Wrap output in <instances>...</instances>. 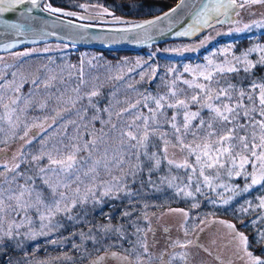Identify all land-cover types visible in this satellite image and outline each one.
<instances>
[{
	"label": "rangeland",
	"instance_id": "374dc122",
	"mask_svg": "<svg viewBox=\"0 0 264 264\" xmlns=\"http://www.w3.org/2000/svg\"><path fill=\"white\" fill-rule=\"evenodd\" d=\"M240 2L242 0H238V3ZM102 9L101 7H96L95 10L88 11V14L90 13L89 15L94 16L97 11ZM237 12L239 15L236 14ZM113 17H116V15H104L102 18L97 19L96 22L100 21L104 26L109 27L127 26V24L112 23ZM120 19L125 21V19ZM219 20L221 22L217 23L213 19L209 21L208 25L201 22L186 38L185 44L172 49V51L177 50L182 54L200 52L202 60L194 63H182L183 70L185 71V66L190 69L208 67V61L211 60L213 65H225L226 62H230L239 69L234 72V75H240L237 72L244 71L245 64L243 60L245 53H247V59L255 65L249 72L244 71L246 74L253 73V70L258 66H263L258 61L261 55H264V53L259 51V48H264V27L258 26V23L264 21V3L246 5L243 9L230 10L227 17L221 15ZM245 25H249V27L245 28ZM236 29H242V31H236ZM222 38H225L223 43L222 41L220 42ZM242 38H246L248 43H244ZM237 41H240L239 46H237ZM249 49H257V51L249 52ZM69 50L70 48L68 47L60 46L43 49L33 44L0 54V77H3V79H0V83L13 80L12 73L15 72L17 73L15 77L16 83L23 85L20 89V95L31 94L33 97L34 106L21 115L22 121L27 123L40 122L47 116L49 119L46 124H51L52 120L50 117L55 114L54 109H68V111L61 112V116L57 118V122L52 128L47 129V131L50 130V133L45 134L44 132H39V129H32L29 136L25 138L32 141L30 144H25V141L20 139V136L23 135V123L16 130L17 135L12 136L9 125L4 121H0V128L4 129L3 132H0V141L5 139L8 141L7 144L0 143V149H4V151H0V163L10 161L14 154H19L24 151L26 146L35 144L39 140L46 142L49 141V138L56 140L55 130L60 127L59 124L61 122L65 121L67 124H71L70 121H76V124L79 125V122L71 112L73 109L72 101H75L73 93L68 92V94H58L57 96L54 91L52 92L51 88L45 89L43 86L48 76H56V80L52 82L53 85L62 81L63 74L67 69ZM20 52H27L28 55L17 56L16 53ZM237 57L240 58L239 63L236 61ZM133 64L134 62L131 64L124 62L123 65L115 69L111 68L110 73L117 70V72L124 74H122L123 77H130L129 73L132 71L131 66ZM138 68L140 71L145 69V64L142 60L139 61ZM174 68V70H177L176 67ZM186 73L189 75L188 77L181 74L178 75L182 82L189 80L196 83H207L198 73L191 71ZM35 77H39L41 80L39 89L34 88L31 83ZM253 82H264V71L261 76L256 75ZM26 84L27 89L25 90L24 86ZM136 84L131 79L118 82L112 90L113 93H117L114 96V100H123L128 91L136 87ZM219 84L220 82L212 84V86L217 89L228 87ZM250 85H247V91H251ZM186 86L189 89L188 94L183 92L182 96H176V99L189 98L188 96L199 91L198 89L189 88L188 85ZM239 89L242 88L235 87V90ZM47 91L52 93L50 104L47 102V106L44 109H40L37 105L42 101H47ZM179 91L178 89L176 92ZM233 92L236 93L235 91ZM61 93L64 92L62 91ZM234 93L233 96L235 97ZM57 97H60V99L58 100ZM69 97H71V100L68 99ZM156 97H152L153 100H151L154 105L153 109L156 108L154 102ZM164 97L165 101H162L163 104L167 105L168 102H174V98ZM225 102L227 101L225 100ZM20 106H23L22 103ZM126 108H129V106ZM134 110L136 109L134 108L130 111L134 112ZM176 111L175 109L174 113ZM189 111L196 112L195 110ZM161 112L163 113L162 109L158 113ZM182 112L183 110H180V115L177 117V123L181 128L183 125ZM2 114V110H0V115ZM167 117L170 120V117ZM13 119L15 120V116ZM157 120L165 126L166 115H163L161 120L159 118ZM34 132H39V135L33 139L32 134ZM100 134L96 133L97 136ZM202 134L201 132L200 135ZM105 140L107 144L100 143V152L97 153V156L102 155L103 150L108 147H112L113 152L116 153L112 155H119L121 152L119 135L113 134L111 137H106ZM164 147L161 148V153H158L156 157L160 160L158 167H153L154 161H148L141 157L142 163L135 170L137 176H143L149 182L153 181L152 185L155 183L160 184L156 187V191L149 193V196H147L149 199H146V197L142 198L141 208L133 202V199L136 198L135 189L130 185L132 181H128L132 175H125L124 167L119 175H115L114 171L120 168L113 166L109 174L101 167L100 176L94 188V191L97 190V187L101 189L96 194V199L100 200L99 205L102 206L103 201L108 199L122 202L121 198L124 191L129 192L119 210L114 207L111 208L109 211L111 216H108L110 217L109 220L105 218L104 222L99 219L81 221L83 214L77 212L78 203L72 207L69 213L61 212L66 214V223L62 222L61 219H56V216L61 214L57 213L53 216L50 225L48 220L43 222L45 225H49V227L43 229L35 208L27 212V219L24 218V213L19 215L11 213L8 220L21 225L18 229V234H16L17 229L15 227L13 232L16 234L15 238H19L16 244L21 248L22 254L21 256L16 254L6 255L5 249L13 244L12 241H8L5 238L7 246H0V263L9 264V261H11L12 264H97V259L104 257L101 264H250L249 258L240 250L239 243L233 238L232 230L227 227V224L234 225L235 223L244 227L247 231H255L257 238H255L254 234L253 236L257 242L260 233L264 232V208L259 207L260 200L264 198V186L254 185L245 192L243 189L246 184H250V178L245 175L236 176L235 173L229 176L225 168L205 170L206 174L211 178L212 187H209L204 183L203 177L199 176L200 170L198 166L195 172L190 168H178L180 173L169 175L165 179L163 175L167 167H176L174 164L170 165L168 160L182 163L187 154L181 152L179 147H167V153H165L163 151ZM123 152L124 158L129 156L126 148L123 149ZM21 158L22 156H18L15 162L19 163ZM189 161L194 163L195 158L189 157ZM131 162L133 164L138 163L135 156H131ZM148 162L151 165V172L149 170L146 172L142 171V168ZM246 170L251 172V166H246ZM2 171L3 168H0V172ZM217 171H219V176H217ZM11 175L9 174V179ZM113 177L119 178L120 183L118 186L122 190L119 192L114 190L107 196L102 195L107 185L101 182L108 181L110 184H116ZM189 177H191V181ZM3 180L4 178L0 177V184L4 188H8L9 185L3 183ZM85 183L89 184L90 182L86 181ZM197 185L200 186V192H196ZM11 187L16 188L17 185H12ZM81 187L82 189L78 194L80 198L77 197L78 199H82L85 196V186L81 185ZM72 188H75V185ZM213 188L215 189L214 191ZM230 189H234L235 193ZM60 191H66L70 202L74 193L63 188ZM186 192H191L192 195L186 196ZM44 196L48 201H51V193L49 195L44 194ZM229 197H231L230 200ZM225 200H228V203H224ZM194 205L197 206L194 207ZM63 206L62 203L61 207ZM190 208L198 210L196 212L197 215H200L198 221L193 218L194 216L190 219ZM174 209H182L187 212V218L182 212L173 211ZM218 213H227L229 216L222 218L218 216ZM69 216H71V219ZM114 218L116 221L113 220ZM220 221L225 223H220ZM3 228L7 229V223L3 225ZM116 229H120V231L117 232ZM137 229H140V231H137ZM41 231L47 234L40 235ZM235 231L243 233L248 238V242L249 238L252 237V233H249V237L246 232L239 231L236 227ZM177 241L181 243L194 241L195 243L181 248L175 243ZM30 242L31 244L28 248L27 245ZM66 243H69V247L67 251L64 250L65 252L52 253L48 251L58 245L63 247ZM145 246L147 247V252H145ZM108 247L110 248L107 251L99 253L100 249ZM73 250H75L74 253L72 252ZM248 250L254 256H260V254H256L254 250L250 249L249 246ZM113 253H116V255L113 256ZM3 255L5 256L4 260L1 259ZM124 257H127V259H124Z\"/></svg>",
	"mask_w": 264,
	"mask_h": 264
},
{
	"label": "snow or ice",
	"instance_id": "6c2138e0",
	"mask_svg": "<svg viewBox=\"0 0 264 264\" xmlns=\"http://www.w3.org/2000/svg\"><path fill=\"white\" fill-rule=\"evenodd\" d=\"M186 0H180L176 4L175 8L170 10L171 13H176L178 9L185 6ZM264 3V0H242L238 3V0H207V3L199 5L192 0L193 7V23L189 27L196 29L201 22L205 25L209 24V21L215 19L217 23H220L219 16H228L230 10L236 8L243 9L246 5ZM23 5H30L29 7H20ZM40 5V0H0V17L5 13H18L20 20L12 21L8 19H0V28L6 31H0V36L9 35L16 38L27 36V35H42L43 33H37L34 30V22L36 17L32 15L33 10L37 9ZM79 7L85 12H88V4H80ZM40 11L47 12L50 14L60 13L65 16H76L77 19L81 20H97L102 18L104 15H112L107 8H103L97 11L95 15H84L77 16L75 12H64L60 8L53 7L50 3H46ZM239 15V13H236ZM170 13H164V17H168ZM157 20L161 17H157ZM72 24L71 21L68 22ZM112 23L125 24L131 23L123 21L118 17H113ZM155 21L148 20L143 24L133 23L129 29H117V31H131L134 28H143L145 24L152 25ZM91 24H80L79 28L91 27ZM210 26V25H209ZM258 26L264 27V21L258 23ZM249 25H245L248 28ZM236 31H242V29H236ZM187 32L178 33V35H187ZM23 41L16 39L12 43L3 44L2 46L6 49L15 47L16 43ZM249 52L257 51V49H249ZM261 53H264V48H259ZM17 56H27V52L16 53ZM237 63L240 62V58H236ZM245 67L244 71L249 72L255 65L252 61L247 59V53L244 54L243 60ZM259 64L264 65V55H261ZM237 69L230 62H226L225 65H213L212 61H208V67L190 69L185 66V72L198 73L203 80L209 83H196L189 80H184L183 83L188 85L189 88L198 89L199 91L194 92L190 98L176 99V92H171L174 102H168L167 107L176 109L177 111L171 116L170 120H165L166 123L170 124V127L174 130L176 143L173 147H179L181 152L186 153L182 163H176L173 160H168V163L174 164L177 168L192 169L196 171V167H199V176L203 177L204 183L212 187L211 178L206 174L205 170L212 169H227L228 175L232 176L235 173L236 176L245 175L250 178V184H246L243 191H248L251 186L262 185L264 186V82H253L250 85L251 91L244 89L235 90V86L229 84L227 88H214L213 82L219 83L215 80L216 75H224L225 73L236 72ZM17 73L13 72L14 77L11 81H4L0 83V121H4L9 125L11 135H17V129L20 128L21 123L24 124L23 135L20 139L25 141V144H30L32 141L25 139L29 136L32 129H39V132L47 133V129L52 128L57 122V118L61 116L62 111H68V109H54V115L50 117L52 120L51 124H46L49 117H44L42 121L27 123L21 120V115L25 114L29 108L34 106L33 97L31 94L21 96L20 89L22 84L16 83L15 77ZM3 79V77H0ZM56 80V76H48L46 82H44V88L49 89L53 87V81ZM34 88L39 89L41 80L39 77L33 78L31 81ZM80 83L83 84V72L80 74ZM79 91V89H74ZM233 91L236 92L235 97ZM11 93V94H10ZM95 91L89 94V97L95 96ZM51 99V97H49ZM59 100L60 97H57ZM71 100V97L68 98ZM153 99L152 97H145V101ZM225 100L227 102H225ZM165 101V97L161 96L155 99L156 108L153 109L145 102L144 108H147L151 116H145L142 113L137 114L134 118L125 122L122 127L117 129L116 124H112V130L119 132V144L121 152L119 155H109L107 148L103 150V154L97 156L100 152V143H106L105 138L108 137V133L103 132L97 136L95 133H85V135L91 136V139H84V136L77 131L75 136L61 137L56 142L52 143L51 147H48L46 141H41V150L39 154L32 156V161L36 163L38 168V174L42 180V184L51 193L52 199L48 201L43 193L42 189L35 187L34 177L28 176L24 184H18L16 188H12L11 185L21 177L23 174L18 172L20 164L15 161L18 156L23 155V151L19 154H14L10 161L0 163V168L3 171L0 172V177H3V183L9 185L8 188H4L0 184V246L6 247L5 238L12 240L15 239V235L18 234L20 224H15L8 220L11 213L17 215L24 213V218L27 219V212L35 208L41 221L42 229L49 227L53 216L57 213H69L77 203H84L88 198V194L95 195L94 188L96 187V181L100 176L101 167L105 172L111 173L113 166L120 168L123 171V164L125 163L123 149H127L129 159L131 156H135L138 163L132 164L131 175L135 177L136 169L140 167L142 163L141 157L143 156L148 161H154L153 167H158L160 160L157 159L155 152L148 154L146 151L150 135H155L158 131L159 122L157 120V114L159 110L165 107L162 103ZM22 103V107L20 106ZM76 101H72V106H75ZM140 104L137 101L135 104L129 105V108H124L120 112L116 113V116L122 117L123 113L129 112L130 109L136 108ZM190 104L199 105L200 109H207L209 112V118L207 121L200 119L198 125H193V120H196L200 116L199 110L196 112L189 111ZM40 109H44L47 106V101H42L37 105ZM180 110H183V125L177 123V117L180 115ZM107 111V110H106ZM15 116V120L13 117ZM83 119V117H81ZM95 119V117H94ZM151 121V124H150ZM71 124L76 125L79 129V125L76 121H70ZM156 125L157 127H153ZM206 125V127H205ZM86 127V126H85ZM195 129V130H194ZM4 129L0 128V132ZM39 132H34L33 139L39 135ZM203 133L200 135L199 133ZM164 135V134H161ZM188 135L193 136L191 142H186ZM7 139L0 141V143L7 144ZM169 141L164 140L163 151L167 153V146ZM23 148V146H22ZM141 149H145L141 153ZM4 151V149H0ZM86 153V155H81ZM189 157H194V163L189 161ZM47 159V164L40 166L42 159ZM167 158V157H165ZM251 166L252 171L247 172L246 166ZM151 168L149 171L151 172ZM9 174L11 178L9 179ZM127 175V173H125ZM219 176V171H217ZM116 184H110L108 181H102L101 183L107 185L104 188L102 195L107 196L114 190L119 192L122 189L118 186L120 181L119 178L113 177ZM191 181V177H189ZM31 181L32 183H29ZM89 181V184L85 182ZM75 185V188L72 186ZM81 185L85 186V196L82 199H78V194L81 191ZM63 188L65 190H71L74 195L69 202V197L66 191H60ZM215 189L213 188V191ZM235 193L234 189H230ZM182 191V190H181ZM200 186H196V192H200ZM186 196H191V192H186ZM231 197H229V200ZM63 203V207L61 204ZM224 203H228L225 200ZM197 205H194L196 207ZM259 207L264 208V198L260 200ZM173 211L182 212L187 218L188 213L182 209H174ZM127 215V213H125ZM71 219V216H69ZM49 221V225H45L43 222ZM7 223V229L3 228V225ZM203 223V221H201ZM220 223H225L220 221ZM17 229V233L14 234L13 228ZM227 227L232 230L233 238L239 243L240 250L243 251L250 260V264H264V258L260 256H254L251 251L248 250L249 242L248 238L240 232L235 231V226L227 224ZM150 230V229H149ZM117 232L120 229H116ZM140 231V229H137ZM44 231L40 232V235H46ZM83 235V234H82ZM264 240V232L260 233L257 242ZM181 248H185L190 244L195 243L194 241H186L181 243L175 242ZM145 252L147 247L145 246ZM113 256L116 253L112 254ZM127 259V257H124ZM104 257L97 259V264H101ZM9 264H12L9 261Z\"/></svg>",
	"mask_w": 264,
	"mask_h": 264
},
{
	"label": "trees",
	"instance_id": "16d2710c",
	"mask_svg": "<svg viewBox=\"0 0 264 264\" xmlns=\"http://www.w3.org/2000/svg\"><path fill=\"white\" fill-rule=\"evenodd\" d=\"M178 0H44L43 7L46 3H50L53 7L60 8L64 12H75L77 16L89 15L88 12H85L83 9L79 7L80 4H88L89 10H95L96 7L107 8L109 12L116 17H120L125 19V21L131 23H125L127 26H132L133 23H140L147 19H150L167 9L171 8L176 4ZM58 15L92 25L104 26L100 21L96 22V20H81L77 19L76 16H65L57 13ZM125 25V27H127ZM109 27V26H107ZM190 40V39H188ZM241 40V39H240ZM186 39L183 40H172V41H164L161 43L153 44L149 47L141 48L137 51H109V50H99L92 48H84L68 45L65 43L46 41L42 43H37L35 46L41 47L43 49L53 48L55 46L60 47H68L69 57L67 59V69L63 74V79L61 82H58L56 85L51 87L52 92L58 96L61 94H68V92H72L75 97V106L71 110L74 118L79 122V129L75 127L74 124H67L65 121L61 122L55 130V138L56 140H52L49 138L47 142L48 147L50 148L52 143L59 140L61 137L75 136L77 131L80 132L81 135L84 136V139H91V136L85 135V133H101V129L103 132L108 133V137H111L113 134L119 135L118 131L112 130V124L117 125V129L123 126L125 122L131 121L135 115L143 114L145 116H150L147 108L143 107V104L147 102L152 108L154 105L149 99L145 101V97H160L161 95L167 96L172 99L171 92H176L178 89L180 90L177 93V96H182L183 92L188 94L189 89L187 86L179 79L178 75L181 74L185 77L189 75L183 70L182 63L190 62L194 63L202 60L200 52L191 53V54H182L177 50L172 51L177 46H181L185 44ZM225 42V38L220 39V42ZM242 41L248 43L246 38H242ZM238 42V41H237ZM240 45V41L237 43V46ZM77 51L79 53L76 61L74 59V52ZM83 53V58H82ZM142 60L145 64L144 70H139L138 63ZM133 63L131 66L132 71L129 73L130 77H123L121 73L117 72V70L110 73V69H115L123 63ZM176 67L177 70H174ZM83 72V80L84 83H80V74ZM264 71V65L258 66L253 73H245L244 71L237 72L240 75L233 73H227L224 75H217L215 80L220 82L219 85L227 87L229 84H233L235 87H239L242 89H247V85H250L252 81L256 78V75L262 74ZM177 72V73H176ZM176 73V74H175ZM124 75V74H123ZM134 80L136 84L135 88H132L128 91V93L124 96V99L121 101L114 100V96L117 93H113L112 90L116 86L118 82L122 80L129 81ZM209 83L208 81H205ZM215 84V82H213ZM25 90L27 89V84L24 86ZM79 89V91H74V89ZM64 93H61V92ZM95 91L97 94L95 96L89 97L91 92ZM247 91V90H246ZM234 93V92H233ZM236 95V93H234ZM52 96L50 91H47V102L50 104L49 97ZM156 97V98H157ZM179 97V98H180ZM189 98L191 96H188ZM137 101H140V104L135 108L134 112L130 111L123 113L122 117H117L116 113L120 112L122 109L128 107L131 104H135ZM107 110V111H106ZM163 113H158L157 118L161 120L163 115H166V119L168 120L169 116L173 115L175 109L168 108L166 105L162 109ZM189 110H195L200 112V116L193 120V125H198L200 119H204L205 121L209 118V112L207 109H200L197 104H190ZM163 114V115H162ZM182 121H183V112L181 113ZM83 117V119H81ZM95 117V119H94ZM86 126V127H85ZM153 127H157L154 125ZM206 127V125H205ZM182 129V128H181ZM195 130V129H194ZM50 133V130L47 133ZM164 134V135H161ZM200 134V133H199ZM44 135V134H43ZM42 135V136H43ZM47 137V135H46ZM164 140H168L167 147H173L176 143L174 130L170 127L169 123L160 124L158 126V131L155 135H150L147 149L146 151L150 155L155 152L157 155L161 153V148L164 147ZM193 140L192 135H188L186 137V142H191ZM107 144V143H106ZM109 151V155L116 154L113 152L112 147L107 148ZM41 150V140L36 142L35 144L28 145L23 151V155L21 161L19 162L20 168L18 172L22 173L21 177H18L17 180L12 184L16 186L18 184H24L25 180L28 176L34 177L35 187L38 189H42L45 195H49V190L42 184V180L40 175L38 174V168L35 162L32 161V156L39 154ZM141 153L145 151V149L140 150ZM81 155H86V153H81ZM134 156V155H133ZM143 157V156H142ZM125 163L122 167L125 169V173L127 175H131L132 168L131 158L129 156L125 157ZM40 166L47 164V159H42L40 162ZM151 168L150 163H146L142 168V171L146 172ZM161 168V167H160ZM122 172L121 169L114 171L115 175H119ZM180 173V170L176 167L169 166L166 171H164V178L167 179L169 175H175ZM184 176H186L184 174ZM128 181H132L130 185L135 189L136 198L133 199V202L141 208L143 197L149 199V193L156 191V187L160 184L152 185L153 181L149 182L140 175H135V177H131ZM29 183H32L29 181ZM11 185V186H12ZM150 186V187H149ZM152 186H154L152 188ZM82 189V187H81ZM99 187L95 195L88 194V198L84 203H78L77 212L82 213L81 221L91 220V219H99L101 222L109 220L111 216L109 211L111 208H115L119 210L123 202L125 201V197L129 192L124 191L122 194L121 201L116 202L114 199H108L103 201V205L100 204V200L96 199V194L99 192ZM101 191V189H100ZM84 196V195H83ZM80 198V196H78ZM174 206V204H173ZM197 209H189L190 219L193 217L196 221L199 220L200 215H197ZM219 217L224 218V216H229L227 213H218ZM57 220H62V222L66 223V214H58L56 216ZM114 221L115 218L113 219ZM107 222V221H106ZM235 227L239 229V231L246 232L248 235L252 233L250 237L249 235V247L254 250L256 254H260V257L264 258V242L263 240L259 243L255 241L253 234L255 235V231H247L244 227L235 224ZM255 238L257 236L255 235ZM19 238L12 239V244L10 247L5 249L6 255L16 254L21 256V248L17 246L16 242ZM9 241V239H8ZM31 242L27 247L29 248ZM69 243H66L63 247L58 245L53 249H49V252L52 253H62L68 250ZM110 247L106 249H100L99 253L103 251H107ZM65 250V251H64ZM257 250V252H256ZM47 252V251H46ZM73 253L75 250L72 251ZM42 253V251H41ZM40 253V254H41ZM5 255V254H4ZM2 256L1 259L4 260ZM0 264H6L0 263Z\"/></svg>",
	"mask_w": 264,
	"mask_h": 264
},
{
	"label": "water",
	"instance_id": "95a60500",
	"mask_svg": "<svg viewBox=\"0 0 264 264\" xmlns=\"http://www.w3.org/2000/svg\"><path fill=\"white\" fill-rule=\"evenodd\" d=\"M43 1L44 0H40L39 7L34 9L32 13V15L36 17V21L33 25L35 32H42L43 34L27 35L19 38L11 36L10 33L9 35L0 36V54L46 41L99 50L137 51L141 48L149 47L164 41L186 39L194 30L189 27L192 25L194 19L192 0H186L184 7L178 9L176 13H171L170 10L175 8L176 4L180 2V0H178L171 8L145 20L155 21L154 24H145L143 28H134L131 31H117V29H129L131 26L107 27L91 24V27L79 28L77 27L78 25L87 23L74 21L58 14L40 11V8H43ZM195 3L203 5L207 3V0H195ZM29 6L30 5H23L20 7ZM166 12L170 13L168 17H164V13ZM157 17H161V19L157 20ZM0 19L18 21L20 17L18 13H5ZM69 21L72 22L71 25H69ZM145 21L140 22V24H143ZM0 31L6 30L0 28ZM181 32H187L188 34L178 35V33ZM16 39L23 42L16 43L15 47L8 49L2 46L3 44L12 43Z\"/></svg>",
	"mask_w": 264,
	"mask_h": 264
},
{
	"label": "built area",
	"instance_id": "2783aa9c",
	"mask_svg": "<svg viewBox=\"0 0 264 264\" xmlns=\"http://www.w3.org/2000/svg\"><path fill=\"white\" fill-rule=\"evenodd\" d=\"M74 55H75V56H74V59H73V61H76V59H77V57H78L79 53H78L77 51H75V52H74Z\"/></svg>",
	"mask_w": 264,
	"mask_h": 264
}]
</instances>
